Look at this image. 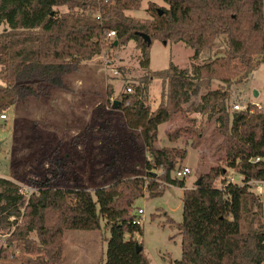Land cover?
I'll use <instances>...</instances> for the list:
<instances>
[{
    "label": "trees",
    "instance_id": "1",
    "mask_svg": "<svg viewBox=\"0 0 264 264\" xmlns=\"http://www.w3.org/2000/svg\"><path fill=\"white\" fill-rule=\"evenodd\" d=\"M163 1L167 6L149 0L151 18L140 20L126 12L139 10L143 0H0V115L42 89L63 87L67 74L101 54L108 43L117 47L135 41L146 71L134 92L124 93L117 109L128 128L141 130L150 154L145 165L148 180L143 175L116 179L94 192L43 185L28 196L15 181L0 176V231L16 226L8 245L21 253L22 264H63L65 231L98 230L101 217L111 230L103 264H150L143 245L125 239L126 233L143 230L135 223L134 203L146 191L150 197L163 195L161 180L185 188L184 179L173 173L175 156L184 160L187 151L157 148L159 127L214 80L221 88L202 94L198 110L217 116L224 161L243 182L215 169L185 190L178 225L182 256L173 264H264V206L251 183L264 181V110L249 106L230 112L227 88L246 82L264 63V0ZM63 6L68 11L61 12ZM111 31L116 32L113 39L108 37ZM155 40L182 42L194 49L195 59L206 61L190 68L171 62L154 71L150 52ZM155 79L163 80L162 101L152 111L146 95ZM157 169L161 174L154 172ZM219 177L222 186L215 185ZM20 217L23 222L18 224Z\"/></svg>",
    "mask_w": 264,
    "mask_h": 264
},
{
    "label": "rangeland",
    "instance_id": "2",
    "mask_svg": "<svg viewBox=\"0 0 264 264\" xmlns=\"http://www.w3.org/2000/svg\"><path fill=\"white\" fill-rule=\"evenodd\" d=\"M148 1L143 0L139 10L126 13L140 20L151 18ZM152 1L167 6L163 0ZM59 10L65 12L68 8L63 6ZM140 60L135 41L117 47L108 43L101 54L83 61L67 74L63 87L42 89L40 95L29 96L2 112L7 119H0V176L15 181L28 196L43 185L82 187L94 192L95 188L108 186L116 179L143 175L148 180L145 165L150 154L143 144L141 130L128 128L122 111L114 108L116 100L121 104L128 87L132 88L129 93L134 92L146 74ZM205 61L195 59L194 49L182 42L165 44L155 40L151 45L150 69L154 71L168 68L171 62L180 68H190ZM221 86V82L214 80L209 88H200L192 95L190 104H183L169 122L159 127L155 146L180 153L186 150L184 160L175 156L176 168L187 166L191 173L184 179L185 188L161 180L166 188L163 195L150 197L146 191L134 203L133 214L141 218L143 230L126 233L125 239L142 244L150 264H173L181 258L182 236L178 225L183 219V196L186 189L196 187L199 177L224 169L226 178L243 182V176L224 161L225 151L219 148L224 137L218 130L222 125L217 116L198 110L201 95ZM227 88L231 94L230 112L247 110L249 106L252 110L255 107L264 110V63L246 82L233 83ZM162 90L161 79L153 80L148 86L146 104L152 111L162 101ZM236 104L241 108L236 109ZM154 172L161 174L162 170ZM221 180L217 178L215 185L219 186ZM258 185L253 182L252 190L264 206V181ZM139 209L143 210L142 214L138 213ZM22 222L20 217L18 224ZM15 227L10 232L0 231V254H8L5 258L0 256V264H22L21 253L8 245ZM31 237L37 240L35 233ZM110 238L111 230L104 217L98 230H66L63 264L105 263Z\"/></svg>",
    "mask_w": 264,
    "mask_h": 264
},
{
    "label": "built area",
    "instance_id": "3",
    "mask_svg": "<svg viewBox=\"0 0 264 264\" xmlns=\"http://www.w3.org/2000/svg\"><path fill=\"white\" fill-rule=\"evenodd\" d=\"M105 1H108V0H105ZM116 36V32L115 31H111L108 33V37L110 38H114ZM128 92H131L132 91V88L131 87H128ZM236 109H240L241 108V105L240 104H236L234 106ZM0 119H3V120H6L7 119V115L5 113H2L0 115ZM260 158H257L256 160H259ZM191 173V169L187 166H182V167H179L175 170V177L178 178V179H185L187 176H189ZM232 180V179H231ZM253 182H256L257 183V186H259V182H263V181H251V183L253 184ZM219 186H222L221 184ZM138 213L139 214H142L143 213V210L142 209H139L138 210ZM11 220H14V218H11ZM135 223L137 224H140L141 225V218H136L135 219Z\"/></svg>",
    "mask_w": 264,
    "mask_h": 264
},
{
    "label": "water",
    "instance_id": "4",
    "mask_svg": "<svg viewBox=\"0 0 264 264\" xmlns=\"http://www.w3.org/2000/svg\"><path fill=\"white\" fill-rule=\"evenodd\" d=\"M144 36V38L148 41V44H151L152 43V39L149 37V36H147V35H143ZM115 44H117V42H115ZM255 95H258V92L257 91H255ZM119 107V101H115L114 102V108H118ZM200 181H201V178H199L198 180H197V182H196V185H199L200 184ZM142 246L141 245H137V251L138 252H140L141 250H142Z\"/></svg>",
    "mask_w": 264,
    "mask_h": 264
}]
</instances>
